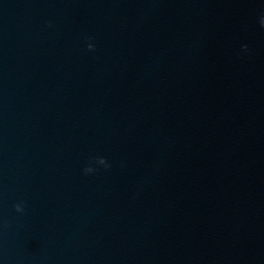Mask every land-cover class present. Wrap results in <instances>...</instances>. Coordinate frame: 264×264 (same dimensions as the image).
I'll return each instance as SVG.
<instances>
[{
  "label": "water",
  "instance_id": "water-1",
  "mask_svg": "<svg viewBox=\"0 0 264 264\" xmlns=\"http://www.w3.org/2000/svg\"><path fill=\"white\" fill-rule=\"evenodd\" d=\"M262 19L0 0V264H264Z\"/></svg>",
  "mask_w": 264,
  "mask_h": 264
},
{
  "label": "clouds",
  "instance_id": "clouds-1",
  "mask_svg": "<svg viewBox=\"0 0 264 264\" xmlns=\"http://www.w3.org/2000/svg\"><path fill=\"white\" fill-rule=\"evenodd\" d=\"M261 25L264 26V19H262V21H261ZM243 47L246 49V48H247V45H244ZM88 49H89L90 51L94 50V45H92V44H88ZM99 160H100L101 162H103L104 159H103V158H100ZM85 171H86V172H92L93 169H92V168H87V169H85ZM15 208H16V211H17V212H22V211H23V208L21 207L20 204L15 205Z\"/></svg>",
  "mask_w": 264,
  "mask_h": 264
}]
</instances>
